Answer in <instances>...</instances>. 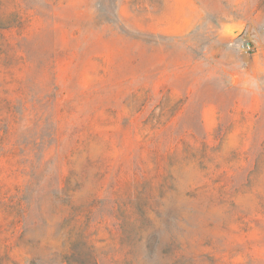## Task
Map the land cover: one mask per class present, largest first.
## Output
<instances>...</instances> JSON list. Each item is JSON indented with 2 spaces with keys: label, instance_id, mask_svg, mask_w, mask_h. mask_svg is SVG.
Returning a JSON list of instances; mask_svg holds the SVG:
<instances>
[{
  "label": "rangeland",
  "instance_id": "rangeland-1",
  "mask_svg": "<svg viewBox=\"0 0 264 264\" xmlns=\"http://www.w3.org/2000/svg\"><path fill=\"white\" fill-rule=\"evenodd\" d=\"M0 264H264V0H0Z\"/></svg>",
  "mask_w": 264,
  "mask_h": 264
}]
</instances>
